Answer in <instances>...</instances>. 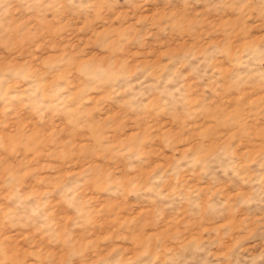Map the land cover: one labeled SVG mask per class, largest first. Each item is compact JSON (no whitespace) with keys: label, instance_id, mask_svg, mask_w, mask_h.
I'll return each mask as SVG.
<instances>
[{"label":"rangeland","instance_id":"rangeland-1","mask_svg":"<svg viewBox=\"0 0 264 264\" xmlns=\"http://www.w3.org/2000/svg\"><path fill=\"white\" fill-rule=\"evenodd\" d=\"M0 264H264V0H0Z\"/></svg>","mask_w":264,"mask_h":264}]
</instances>
